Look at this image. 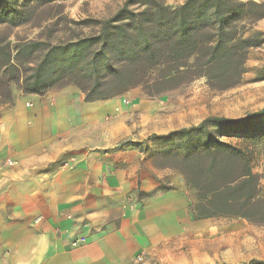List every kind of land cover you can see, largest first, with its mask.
Listing matches in <instances>:
<instances>
[{"label": "trees", "instance_id": "obj_1", "mask_svg": "<svg viewBox=\"0 0 264 264\" xmlns=\"http://www.w3.org/2000/svg\"><path fill=\"white\" fill-rule=\"evenodd\" d=\"M51 2L0 0V25L10 29L31 22ZM262 19L264 0H185L176 7L162 0H126L103 20H75L62 12L57 21L66 27L94 25L97 30L55 44L19 39L14 47L8 34L0 35V95L6 94L12 105L11 84L40 96L74 84L86 101L107 100L139 85L156 96L200 78L224 91L241 83L250 49L263 43L264 32L255 28ZM262 117L264 107L242 119L209 116L158 137L178 141V151L157 153L156 165L178 172L193 192L191 220L264 224L261 175L254 170L248 142L262 132ZM211 125L222 126L219 136ZM160 189L174 185L161 183ZM239 264H264V259Z\"/></svg>", "mask_w": 264, "mask_h": 264}, {"label": "crops", "instance_id": "obj_2", "mask_svg": "<svg viewBox=\"0 0 264 264\" xmlns=\"http://www.w3.org/2000/svg\"><path fill=\"white\" fill-rule=\"evenodd\" d=\"M14 96L0 105V264H127L188 214L184 178L161 190L150 158L108 134L119 96L86 101L74 84ZM80 234L88 243L71 247Z\"/></svg>", "mask_w": 264, "mask_h": 264}, {"label": "rangeland", "instance_id": "obj_3", "mask_svg": "<svg viewBox=\"0 0 264 264\" xmlns=\"http://www.w3.org/2000/svg\"><path fill=\"white\" fill-rule=\"evenodd\" d=\"M162 1L176 7L185 0ZM125 2L52 0L37 11V16L31 22L10 29L0 25V35L8 34L13 47L19 39H37L53 44L64 42L75 33L90 35L97 27L70 25L68 28L64 21H57L62 12L75 20H103L113 16ZM255 28L264 32V20ZM18 89L16 84H11L13 101L14 92ZM4 95H0V105L10 106L11 102ZM124 100L129 102L124 103ZM116 107H119L118 111ZM263 107L264 38L263 43L250 49L239 85L217 91L207 85L205 78H200L156 96H148L139 85L119 95V104L111 111L107 110L103 122L108 126V134H112L113 130L119 131V147L126 146L129 150L136 148L137 155L150 158L148 165L157 171L163 185L167 186L172 181L180 183L183 177L172 169L160 171L161 168L156 165L158 152L170 148L179 150L178 141L166 143L158 138L160 135L197 125L209 116L242 119ZM261 123L262 132L248 139V142L254 151V170L261 175L264 192V117ZM210 130L213 135L219 136L222 126L211 125ZM221 138L230 140L227 136ZM129 144L133 148H129ZM184 194L188 205L193 200V192L184 186ZM139 196L142 194L139 193ZM136 256H142L140 264H239L252 258L264 259V224L236 218L193 221L188 214H181L177 222L164 224L150 238L149 244L132 258Z\"/></svg>", "mask_w": 264, "mask_h": 264}, {"label": "built area", "instance_id": "obj_4", "mask_svg": "<svg viewBox=\"0 0 264 264\" xmlns=\"http://www.w3.org/2000/svg\"><path fill=\"white\" fill-rule=\"evenodd\" d=\"M128 100H124V103H128ZM28 106H32V103H27ZM119 110V107H116V111ZM8 165H13L14 162L13 161H7ZM64 217L67 220H74V215L71 212H63ZM88 243V236L85 234H80V235H76L74 237L71 238V247L73 248H79L82 247L84 245H86ZM142 261V256H136L132 259H130V261L128 262V264H140V262Z\"/></svg>", "mask_w": 264, "mask_h": 264}]
</instances>
